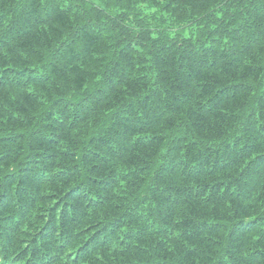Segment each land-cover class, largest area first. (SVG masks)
<instances>
[{
  "label": "trees",
  "instance_id": "1",
  "mask_svg": "<svg viewBox=\"0 0 264 264\" xmlns=\"http://www.w3.org/2000/svg\"><path fill=\"white\" fill-rule=\"evenodd\" d=\"M0 264H264V0H0Z\"/></svg>",
  "mask_w": 264,
  "mask_h": 264
}]
</instances>
